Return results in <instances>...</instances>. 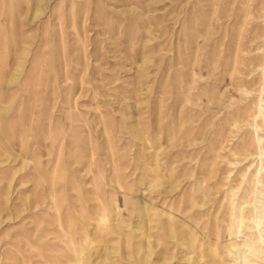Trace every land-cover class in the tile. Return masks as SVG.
<instances>
[{
    "label": "rangeland",
    "instance_id": "1",
    "mask_svg": "<svg viewBox=\"0 0 264 264\" xmlns=\"http://www.w3.org/2000/svg\"><path fill=\"white\" fill-rule=\"evenodd\" d=\"M0 264H264V0H0Z\"/></svg>",
    "mask_w": 264,
    "mask_h": 264
}]
</instances>
